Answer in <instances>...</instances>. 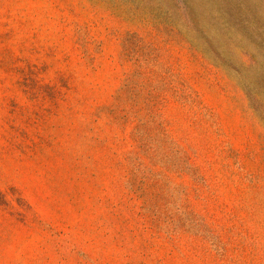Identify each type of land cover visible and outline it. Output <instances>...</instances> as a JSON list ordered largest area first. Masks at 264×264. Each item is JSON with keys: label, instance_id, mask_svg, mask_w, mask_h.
I'll return each instance as SVG.
<instances>
[{"label": "rangeland", "instance_id": "374dc122", "mask_svg": "<svg viewBox=\"0 0 264 264\" xmlns=\"http://www.w3.org/2000/svg\"><path fill=\"white\" fill-rule=\"evenodd\" d=\"M0 264H264V0H0Z\"/></svg>", "mask_w": 264, "mask_h": 264}]
</instances>
